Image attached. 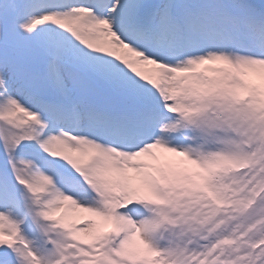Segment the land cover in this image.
Listing matches in <instances>:
<instances>
[{"label":"snow or ice","instance_id":"6c2138e0","mask_svg":"<svg viewBox=\"0 0 264 264\" xmlns=\"http://www.w3.org/2000/svg\"><path fill=\"white\" fill-rule=\"evenodd\" d=\"M0 264H264V0H0Z\"/></svg>","mask_w":264,"mask_h":264}]
</instances>
